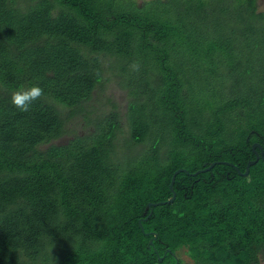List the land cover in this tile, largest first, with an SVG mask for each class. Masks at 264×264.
<instances>
[{
    "label": "trees",
    "instance_id": "obj_1",
    "mask_svg": "<svg viewBox=\"0 0 264 264\" xmlns=\"http://www.w3.org/2000/svg\"><path fill=\"white\" fill-rule=\"evenodd\" d=\"M228 78L221 107L194 118L211 81ZM114 79L131 96L125 140L144 146L122 161L116 105L94 98ZM34 84L45 95L20 112L11 93ZM253 142L264 151L257 0H0V264H260L264 160L234 168ZM212 161L178 172L174 200L143 220L172 196L176 169Z\"/></svg>",
    "mask_w": 264,
    "mask_h": 264
},
{
    "label": "rangeland",
    "instance_id": "obj_2",
    "mask_svg": "<svg viewBox=\"0 0 264 264\" xmlns=\"http://www.w3.org/2000/svg\"><path fill=\"white\" fill-rule=\"evenodd\" d=\"M150 0H136L137 3H143V2H148ZM257 6L260 10H264V0H257ZM192 80V86L194 87V90L196 89V93H198V88L203 87V84L199 82V80L195 79L194 77ZM211 92L208 93L209 95L206 98H203L204 101L200 102V108H196V110L192 111V115L194 118L199 117L200 120H202V117L206 114H208V112H212L215 111V108L220 103V90H224L225 89V85L228 87V89H233V87L235 86V83H233L231 78H228L227 82H224L221 80V82L224 84L223 87L220 86V81H217V83L211 81ZM240 87V86H238ZM224 88V89H223ZM225 91V90H224ZM186 97V96H185ZM227 97H229V99H232L229 94H227ZM97 101V107L102 106V108H98L101 109L103 112H107L110 109H113V106L116 105L115 110L117 111V113H119V129L116 130V158L119 160H124L126 157L129 156H136V152L140 151V149L142 150L144 148L143 145H141L142 143H139V145L137 146H131L130 144L127 143V141L125 140V138H127L129 136V125L125 116V111L127 109L128 106V102L131 99V96H129L127 94V89L124 88L123 86H120L115 79L113 81H107L105 84V88L103 90V92H101V94H97V96L94 97ZM192 99V97H187L186 101H188L189 99ZM94 100V99H93ZM207 106V107H206ZM221 107V106H220ZM219 107V108H220ZM193 108V107H192ZM156 114L159 116V120L158 123L161 124L162 128H166L168 126V129H166V132L164 130V137H165V141H167L168 143H172V132H170L169 129H171L172 124L171 123H166V121H162V114L161 111L160 112H156ZM80 119V118H79ZM77 122H75V120L73 121V125L72 127L75 128V130L79 133H86L88 132L91 128L90 126H88L87 128L83 125V122H81L80 120H77ZM195 121V120H194ZM188 124L185 125L184 123V128L186 131H188V133L192 134V136H197V137H203L206 138L207 135L204 133L202 134L201 128L203 127V123L202 122H192V121H187ZM159 124V127H160ZM71 126V125H70ZM166 126V127H164ZM67 136H63L59 139H57L58 141H64L66 140ZM164 143V144H168V143ZM144 144V143H143ZM159 144L161 145V142H159ZM121 167H124V165H122ZM179 169V168H178ZM260 264H264V260L260 262Z\"/></svg>",
    "mask_w": 264,
    "mask_h": 264
},
{
    "label": "water",
    "instance_id": "obj_3",
    "mask_svg": "<svg viewBox=\"0 0 264 264\" xmlns=\"http://www.w3.org/2000/svg\"><path fill=\"white\" fill-rule=\"evenodd\" d=\"M251 149L254 151V155H255V157H254V159H251V160L247 161V163H246V165H245V169H244V171L241 172V171L237 168V166H234V168L238 171V173H239L240 175H247L248 172H249V168H250V166L253 165L254 163H256V162L259 160V158H262V159L264 160V151H263V148L261 147V145H260L258 142H253V143L251 144ZM217 162H219V161H212V162H210L209 164H207L206 162H204L203 165H202V166H203L202 168H200V169H198V170H196V171H194V172H191V173L188 172V170L185 169V168H179V169H176V170L174 171V173H173V175H172V177H171L170 183H169V189H170V191H171V193H172V196H171L168 200H166V201H160V202H148V203L145 205V209H144V211H143V214H146V212L148 211V215H147L146 217H144L143 220H146V219L148 218V216L151 214V212H152V206H156V205H158V204H160V203H164V202L170 203V202H172V201L174 200V198H175V196H176V192H175L174 189H173V183H174L175 175H176L178 172H181V171H182V172L189 173L190 175H196V174L201 173V172L209 171V170L214 166V164L217 163ZM222 162H223V161H222ZM139 225H140V227H141V229H142V223H141V221H139ZM155 237H156V234L153 233L152 238H150L149 241H148V247H150V244L152 243V241H153V239H154ZM158 259H159V261H161V260H162V257H159Z\"/></svg>",
    "mask_w": 264,
    "mask_h": 264
},
{
    "label": "clouds",
    "instance_id": "obj_4",
    "mask_svg": "<svg viewBox=\"0 0 264 264\" xmlns=\"http://www.w3.org/2000/svg\"><path fill=\"white\" fill-rule=\"evenodd\" d=\"M130 67L133 71H139L140 65L138 62H134ZM44 95V89L38 85L34 84L27 88L21 86L11 93L10 103L20 112H28L32 105Z\"/></svg>",
    "mask_w": 264,
    "mask_h": 264
}]
</instances>
